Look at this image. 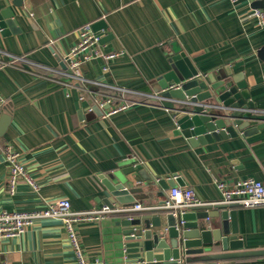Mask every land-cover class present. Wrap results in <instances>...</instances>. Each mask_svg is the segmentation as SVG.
<instances>
[{"label":"crops","instance_id":"1","mask_svg":"<svg viewBox=\"0 0 264 264\" xmlns=\"http://www.w3.org/2000/svg\"><path fill=\"white\" fill-rule=\"evenodd\" d=\"M5 9H11L16 24L8 32L0 26V93L7 99L3 113L11 115L8 126L0 119V210L36 209L62 197L70 199L75 211L107 206L110 194L102 177L112 172L133 180L127 185L140 188L134 203L148 209L160 206L170 188L180 185L175 175L184 184L180 186L191 187L214 202L222 200L215 179L264 180V126L252 134L240 131L193 145L189 130L179 128L175 112L164 104L144 100L107 116L106 107L97 102L99 93L115 94V87L163 91L158 78L170 69L171 52L179 49L200 73L226 67L246 81L264 120V59L258 53L264 46V27L258 24L251 4L232 0H0V12ZM100 20L105 21L99 32L103 50L124 54L81 64L79 73L89 81L78 82L65 74L69 71L67 53L78 41L77 29ZM16 57L48 68L32 69L29 62ZM6 144L20 152V161L38 191L20 180L15 193L10 192V166L3 154ZM129 167L133 170L126 171ZM159 177L170 188L164 190ZM150 180L155 182L152 187L147 184ZM237 212L243 247L230 251L264 250V205L238 206ZM129 215L117 212L79 225L85 255L92 264H141L127 251L123 220ZM0 264L78 262L62 222L43 219L23 235L0 241ZM226 264H264V256Z\"/></svg>","mask_w":264,"mask_h":264},{"label":"water","instance_id":"2","mask_svg":"<svg viewBox=\"0 0 264 264\" xmlns=\"http://www.w3.org/2000/svg\"><path fill=\"white\" fill-rule=\"evenodd\" d=\"M251 6L263 7L264 0H256ZM13 15L11 9L0 12L4 32H8L9 27L14 29ZM92 26L95 32H102L105 21H97ZM258 53L264 59V46ZM169 62L170 69L158 78L163 90L158 93L165 98V107L175 112L179 128L189 130L191 144H207L238 135L240 131L248 135L264 126L246 81L233 75L230 68L200 73L179 49L171 52ZM0 119L3 126H8L11 115L3 113ZM129 168L126 171L133 170ZM102 178L110 194L106 200L110 207L130 205L138 199L135 192L140 188L127 185L133 180L126 178V181L116 172ZM175 181L184 185L176 175ZM147 184L152 187L155 182L150 180ZM159 184L164 190L171 186L165 178H160ZM163 204L165 201L158 207L132 212L123 220L127 251L139 263L226 264L228 260L264 256V250L230 251L243 247L237 225L238 205L219 202L180 209L162 207Z\"/></svg>","mask_w":264,"mask_h":264},{"label":"built area","instance_id":"3","mask_svg":"<svg viewBox=\"0 0 264 264\" xmlns=\"http://www.w3.org/2000/svg\"><path fill=\"white\" fill-rule=\"evenodd\" d=\"M244 1L249 5L256 0H232ZM254 16L258 20V24L264 27V6L253 8ZM78 41L67 53L69 71L65 74L76 81L89 80L84 78L79 73L80 65L85 62H90L96 58L111 60L124 54L123 51L106 52L102 48L101 35L94 31L92 23H85L77 29ZM25 60L35 68H48L43 63H37L27 59L26 57H16ZM105 69L107 67L105 66ZM34 73L33 70H30ZM97 82V81H94ZM97 84H100L97 82ZM116 93L102 92L97 96L98 105L106 108V115H113L117 112L125 110L144 100H152L163 104V98L158 92H143L115 87ZM85 97L81 95L83 100ZM7 99L0 93V115L3 113ZM5 160L9 163V176L7 177L8 189L13 194L15 193L17 183L24 180L34 190L38 191L39 186L30 176V173L20 161V152L13 145L6 144L3 149ZM216 185L222 194L221 201H207L197 194L195 189L187 186H174L170 188L168 198L165 204L161 205L166 208L187 209L196 206L213 205L215 203L236 204L238 206L253 207L264 205V180L255 179L252 177L240 178L233 182H226L215 179ZM154 208V207H153ZM148 207L140 202L123 206L122 208H114L104 206L100 208H92L85 211H75L72 209V204L69 198L62 197L53 201H47L40 208L30 210H0V241L16 236L23 235L30 226L37 221L43 219H54L62 222L65 227L70 243L73 247L78 264H92L85 255V247L83 239L79 232V225L95 221L101 217L110 216L117 212L132 213L135 211H144ZM151 209V208H150ZM102 264H107L102 261Z\"/></svg>","mask_w":264,"mask_h":264}]
</instances>
